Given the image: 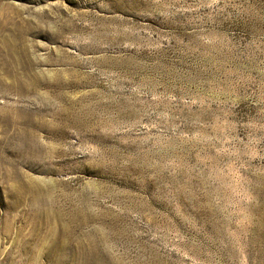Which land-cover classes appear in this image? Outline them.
I'll return each instance as SVG.
<instances>
[{"label":"rangeland","instance_id":"obj_1","mask_svg":"<svg viewBox=\"0 0 264 264\" xmlns=\"http://www.w3.org/2000/svg\"><path fill=\"white\" fill-rule=\"evenodd\" d=\"M0 50V264H264V0H0Z\"/></svg>","mask_w":264,"mask_h":264},{"label":"bare ground","instance_id":"obj_2","mask_svg":"<svg viewBox=\"0 0 264 264\" xmlns=\"http://www.w3.org/2000/svg\"><path fill=\"white\" fill-rule=\"evenodd\" d=\"M6 22H7V21H6ZM4 24H5V23H4ZM9 26H10V24H9ZM15 26H16V25H15ZM17 33H18V32H17ZM4 34H5V33H4ZM6 34H7V33H6ZM7 36H8V35H7ZM22 38H23V37H22ZM8 39H9V37H8ZM19 40H20V39H19ZM19 40H18V41H19ZM15 41H16V39H15ZM20 42H21V41H20ZM16 44H17V43H16ZM5 45H6V43H5ZM17 45H18V44H17ZM17 47H18V46H17ZM20 47H21V46H20ZM1 48H2V47H1ZM20 49H21V48H20ZM6 50H7V49H6ZM0 51H1V50H0ZM3 51H4V50H3ZM3 51H2V52H3ZM17 51H18V50H17ZM4 53H5V52H4ZM11 53H12V52H11ZM26 53H27V52H25V53H23V54H26ZM2 54H3V53H2ZM19 55H20V54H19ZM27 55H28V54H27ZM3 57H4V55H3ZM21 57H22V56H21ZM21 57H20V58H21ZM27 57H28V56H27ZM6 58H7V57H6ZM25 58H26V57H25ZM7 59H8V58H7ZM7 59H6V60H7ZM23 59H24V58H23ZM1 60H2V59H1ZM1 60H0V61H1ZM15 60H16V58H15ZM28 60H29V59H28ZM20 61H21V60H20ZM23 61L25 62L26 59L23 60ZM23 61H22V62H23ZM16 62H17V61H16ZM18 62H19V61H18ZM28 62H29V61H28ZM2 63H5V62H2ZM19 63H20V62H19ZM0 64H1V63H0ZM16 64H18V63H16ZM23 64H24V63H23ZM23 64H22V65H23ZM15 66H16V65H15ZM18 66H19V65H17V67H18ZM20 66H21V65H20ZM31 67H32V66H30V68H31ZM1 69H2V68H1ZM11 69H12V68H11ZM18 69H19V68H17V70H18ZM12 70H13V69H12ZM27 70H28V69H27ZM18 71H19V70H18ZM21 71H22V70H21ZM21 71H20V73H22ZM32 71H34V69H33ZM23 72H24V71H23ZM26 73L28 74V72H26ZM12 74H13V73H12ZM22 74H23V73H22ZM38 74H39V73H38ZM32 75L34 76V74H32ZM39 75H40V74H39ZM29 76H30V75H29ZM4 77H5V76H4ZM5 78H6V77H5ZM39 78L41 79V77H39ZM5 80H6V79H5ZM22 80L26 81V79H22ZM28 80H29V79H28ZM9 81H10V80H9ZM30 81H31V80H30ZM10 82H11V81H10ZM12 82H13V81H12ZM20 82H21V81H20ZM26 82H27V81H26ZM31 82H32V81H31ZM14 83H15V82H14ZM23 83H24V82H23ZM11 84H12V83H11ZM0 85H1V84H0ZM15 85H16V84H15ZM27 86H28V83H27ZM33 87H34V86H33ZM4 88H5V87H4ZM29 88H30V87H29ZM37 89H38V87H37ZM5 91H6V90H5ZM28 91H31V90H28ZM36 91H37V90H36ZM37 94H38V93H37ZM35 95H36V94H35ZM28 96H29V95H28ZM28 96H27V97H28ZM30 96H31V95H30ZM41 96H42V95H40V98H41ZM43 97H44V96H43ZM38 98H39V96H38ZM8 109H9V108H8ZM2 110H3V109H2ZM24 110H25V109H24ZM14 111H15V110H14ZM8 112H9V111H8ZM11 112H12V110H11ZM24 113H25V112H24ZM0 114H1V113H0ZM7 114H8V113H7ZM15 114H16V113H15ZM31 114H32V113H31ZM20 115H21V114H20ZM13 116H14V115H13ZM28 116H29V115H28ZM11 117H12V116H11ZM11 117H10V118H11ZM14 117H15V116H14ZM23 117H24V116H23ZM25 117L27 118L26 115H25ZM29 117L31 118V116H29ZM12 118H13V117H12ZM17 118H18V117H17ZM20 118H21V117H20ZM26 118H24V119H26ZM21 119H23V118H21ZM24 119H23V120H24ZM28 119H29V118H28ZM30 120H31V119H30ZM35 120H36V118H35ZM41 120H42V119H41ZM13 121H14V120H13ZM44 121H45V120H44ZM7 122H8V121H7ZM14 122H15V121H14ZM40 122H41V121H40ZM2 123H3V122H2ZM2 123H1V124H2ZM12 123H13V122H12ZM1 124H0V125H1ZM4 124H5V123H4ZM28 124H29V123H28ZM19 125H20V124H19ZM19 125H18V126H19ZM23 125H24V124H23ZM23 125H22V126H23ZM30 125H31V124H30ZM46 125H47V124H46ZM7 126H8V125H7ZM1 127H2V126H1ZM5 127H6V126H5ZM12 127H13V126H12ZM29 127H30V126H29ZM43 127H44V125H43ZM47 128H48V127H47ZM11 129H12V128H11ZM11 129H10V131L12 132L13 129H12V130H11ZM0 130H1V129H0ZM35 130H37V129H35ZM41 130H42V129H41ZM1 131H2V130H1ZM22 131H23V130H22ZM4 132H5V131L3 130V133H4ZM14 132H15V131H14ZM16 132H17V131H16ZM26 132H27V130H26ZM32 132H33V130H32ZM21 133H22V132H21ZM28 133H29V132H28ZM34 133H35V131H34ZM37 133H38V132H37ZM22 134H23V133H22ZM35 135H36V134H35ZM6 136H7V135H6ZM15 136H16V135H15ZM25 136H26V135H25ZM37 136H38V135H37ZM30 137H32V136L30 135ZM33 137H34V136H33ZM38 138H39V137H38ZM32 139H33V138H32ZM34 139H36V138L34 137ZM34 139H33V140H34ZM20 140H21V139H20ZM37 140H38V139H37ZM12 141H14V140H12ZM18 141H19V140H18ZM30 141H31V140H30ZM19 142H20V141H19ZM38 142H40V141H38ZM38 142H37V143H38ZM20 143H21V142H20ZM30 143H31V142H29V144H30ZM35 143H36V142H35ZM37 143H36V144H37ZM23 144H24V143H23ZM23 144H19V145H23ZM36 144H35V145H36ZM26 145H28V143H27ZM29 146H30V145H29ZM18 147H19V146H18ZM34 147H35V146H34ZM39 147H40V146H39ZM46 147H47V145H46ZM19 148H20V147H19ZM32 148H33V147H32ZM35 148H36V147H35ZM40 148H41V147H40ZM42 149H43V148H42ZM27 150H28V149H27ZM43 150H44V149H43ZM21 151H22V149H21ZM41 151H42V150H41ZM41 151H40V152H41ZM31 152H34V151H31ZM35 152H38V150L35 151ZM43 152H44V151H43ZM39 154H42V153H39ZM43 154H44V153H43ZM45 154H46V153H45ZM30 155H31V154H30ZM35 155H36V154H35ZM33 156H34V155H33ZM36 156H37V155H36ZM39 157H41V155H40ZM39 157H38V158H39ZM34 158H35V157H34ZM34 158H33V159H34ZM36 158H37V157H36ZM38 162H39V160H38ZM6 171H7V170H6ZM29 185H30V184H29ZM31 186H32V185H31ZM33 187H34V186H33ZM36 187H38V186H36ZM20 188H21V187H20ZM34 188H35V187H34ZM18 189H19V188H18ZM31 189H32V188H31ZM35 189H36V188H35ZM24 190H25V189H24ZM36 190H37V189H36ZM39 191L41 192L42 190H39ZM37 192H38V191H37ZM42 192H43V191H42ZM30 195H31V193H30ZM35 196H36V195H35ZM38 196H40V195H38ZM38 196H37V197H38ZM31 197H34V195L31 196ZM37 197H34V198L36 199ZM43 197H45V196H43ZM37 200H38V199H37ZM45 200H46V199H45ZM37 202H38V201H37ZM37 202H36V203H37ZM33 203H34V202H33ZM42 203H43V202H42ZM35 205H36V204H35ZM35 205H34V207H35ZM31 206H32V205H31ZM38 209H39V208H37L36 210H38ZM46 210H47V209H46ZM47 217L49 218V216H47ZM35 218H36V217H35ZM38 219H39V217H38ZM47 222H48V221H47ZM38 223H39V222H38ZM35 224H36V223H35ZM39 224H40V223H39ZM45 226H46V224H45ZM47 226H48V225H47ZM35 227H36V226H35ZM39 228H40V227H39ZM34 229H35V228H34ZM37 229H38V228H37ZM28 230H29V229H28ZM33 231H34V230H33ZM35 231H36V230H35ZM46 231H47V230H46ZM52 231H53V230H52ZM39 232H40V231H38V233H39ZM43 232H44V231H43ZM50 232H51V231H50ZM32 233H33V232H32ZM47 233H48V231H47ZM45 234H46V233H45ZM94 234H95V233H93V235H94ZM40 235H41V234H40ZM48 235H49V233H48ZM50 235H51V234H50ZM90 235H91V234H90ZM98 235H99V237H100V234H98ZM63 236H64V235H63ZM86 236H88V235H86ZM96 236H97V235H96ZM43 237H44V236H43ZM50 237H51V236H50ZM45 238H46V237H45ZM45 238H44V239H45ZM86 238H87V237H86ZM29 239H30V238H29ZM41 239H42V235H41ZM49 239H50V238H49ZM51 239H52V238H51ZM91 239H92V238H91ZM93 239H94V238H93ZM21 240H22V239H21ZM42 240H43V239H42ZM47 240H48V239H47ZM85 240H86V239H85ZM89 240H90V238H89ZM95 240H96V239H95ZM22 241H23V240H22ZM40 241H41V240H40ZM91 241H94V240H91ZM97 241H98V239H97ZM20 242H21V241H20ZM33 242H34V241H33ZM45 242H46V239H45ZM45 242H44V245H45ZM81 242H82V241H81ZM39 243H40V242H39ZM48 243H49V242H48ZM91 243H92V242H91ZM31 244H32V243H31ZM42 244H43V243H42ZM61 244H62V243H61ZM92 244H93V243H92ZM96 244H97V243H96ZM101 244H102V243H101ZM101 244H100V245H101ZM44 245H43V246H44ZM62 245H63V244H62ZM83 245H84V243H83ZM98 245H99V244H98ZM102 245H103V244H102ZM102 245H101V246H102ZM60 246H61V245H60ZM94 246H95V245H94ZM94 246H92V247L94 248ZM104 246H105V245H104ZM82 247H85V246H82ZM90 247H91V246H90ZM92 247H91V248H92ZM36 248H37V247H36ZM87 248H88V247H87ZM91 248H90V249H91ZM33 249H34V248H33ZM96 249H97V247H96ZM34 250H35V249H34ZM41 250H42V249H41ZM102 250H103V249H102ZM104 250H105V249H104ZM104 250H103V252H104ZM43 251H44V250H43ZM76 251H77V250H76ZM87 251H88V249H87ZM94 251H95V250H94ZM106 251H107V250H106ZM106 251H105V252H106ZM108 251H109V250H108ZM108 251H107V252H108ZM39 252H40V251H39ZM41 253H42V252H41ZM82 253H83V251H82ZM84 253H85V252H84ZM109 253H110V252H109ZM39 254H40V253H39ZM78 254H79V253H78ZM87 254H88V253H87ZM93 254H94V252H93ZM93 254H92V255H93ZM106 254H107V253H106ZM35 255H36V254H35ZM35 255H34V256H35ZM63 255H64V254H63ZM63 255H62V256H63ZM76 255H77V254H76ZM36 256H37V255H36ZM64 256H65V255H64ZM84 256H85V255H84ZM90 256H91V255H90ZM94 256H96V255L94 254ZM109 256H110V255H109ZM37 257H39V256H37ZM56 257H57V255H56ZM86 257H87V256H86ZM51 258H52V257H51ZM78 258H79V257H78ZM88 258H89V257H88ZM94 258H95V257H94ZM112 258H113V257H112ZM53 259H54V258H53ZM109 259H110V258H109ZM114 259H115V258H114ZM56 260H57V259H56ZM62 260H63V259H62ZM84 260H85V258H84ZM96 260H97V259H96ZM110 260H111V259H110ZM112 260H113V259H112ZM80 261H82V260H80ZM82 262H84V261H82ZM97 262H98V261H97ZM99 263H100V262H99ZM102 263H103V262H102ZM58 264H59V263H58ZM81 264H82V263H81ZM83 264H84V263H83ZM94 264H95V263H94ZM112 264H113V263H112ZM116 264H117V263H116Z\"/></svg>","mask_w":264,"mask_h":264}]
</instances>
